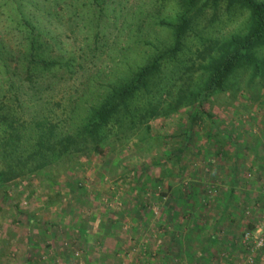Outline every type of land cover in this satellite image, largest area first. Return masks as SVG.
I'll return each mask as SVG.
<instances>
[{
	"label": "rangeland",
	"instance_id": "1",
	"mask_svg": "<svg viewBox=\"0 0 264 264\" xmlns=\"http://www.w3.org/2000/svg\"><path fill=\"white\" fill-rule=\"evenodd\" d=\"M177 11L173 0H0L10 72L0 62V105L25 121L81 118L112 81L169 44L161 22ZM247 20L225 3L206 10L182 57L200 62L206 42L243 32ZM29 29L69 62L37 92L9 83ZM248 77L234 74L233 88L195 121L194 105L151 120V143L83 151L66 170L9 183L0 190V264H264V81Z\"/></svg>",
	"mask_w": 264,
	"mask_h": 264
},
{
	"label": "trees",
	"instance_id": "2",
	"mask_svg": "<svg viewBox=\"0 0 264 264\" xmlns=\"http://www.w3.org/2000/svg\"><path fill=\"white\" fill-rule=\"evenodd\" d=\"M173 1L178 7L173 21L161 22L170 29L169 44L98 91L100 94L93 98L81 118L67 112L59 120L40 115L25 121L13 105H0V190L4 191L14 180H24L52 166L66 170L83 151L103 154L108 146L120 150L130 143L136 148L151 143L154 140L148 124L151 120L193 105L196 112L192 120H197L205 102L233 88L232 77L238 71L248 74L250 80L264 81V0ZM222 3L227 10L248 13L245 30L206 42L200 62L196 55L183 58L188 32L196 27L199 16L208 9L215 11ZM32 29L26 31L28 41L22 56L12 62L17 72H11L9 83L10 88L25 84L27 89L37 92L36 86L42 85L39 81L69 62L49 56L48 45ZM195 49L193 55L198 52ZM8 60L0 55L7 74Z\"/></svg>",
	"mask_w": 264,
	"mask_h": 264
},
{
	"label": "crops",
	"instance_id": "3",
	"mask_svg": "<svg viewBox=\"0 0 264 264\" xmlns=\"http://www.w3.org/2000/svg\"><path fill=\"white\" fill-rule=\"evenodd\" d=\"M176 237H177V235H175V238H176ZM57 250H58V249H57ZM115 251H116V250H115V249H113V252H112V253L114 254V253H115ZM118 252H119V250H118ZM143 254H144V256H145V257H147V256H150V255H151V253H150V252H147L146 250L144 251V253H143ZM140 258H141V257H140ZM159 262H161V260H159ZM106 264H107V263H106ZM160 264H162V263H160Z\"/></svg>",
	"mask_w": 264,
	"mask_h": 264
}]
</instances>
